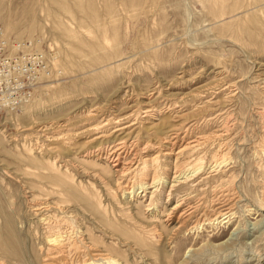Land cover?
I'll use <instances>...</instances> for the list:
<instances>
[{
	"label": "rangeland",
	"instance_id": "1",
	"mask_svg": "<svg viewBox=\"0 0 264 264\" xmlns=\"http://www.w3.org/2000/svg\"><path fill=\"white\" fill-rule=\"evenodd\" d=\"M131 124L119 168L200 143L172 214L90 143ZM50 233L56 264H264V0H0V264H54Z\"/></svg>",
	"mask_w": 264,
	"mask_h": 264
},
{
	"label": "bare ground",
	"instance_id": "2",
	"mask_svg": "<svg viewBox=\"0 0 264 264\" xmlns=\"http://www.w3.org/2000/svg\"><path fill=\"white\" fill-rule=\"evenodd\" d=\"M152 111H153V109H152ZM150 112H151V110L148 109L144 113H150ZM157 121H158V124L162 123V121H159V120H157ZM132 125H134V124H131L128 126L126 125V126L117 128L114 131V134H112L111 136L101 134V135L97 136L96 138L92 139L90 141V143H93V146L97 147V145H100L102 142L107 141L112 137L114 139L116 138L115 141L117 143L114 145V150L105 155V158L107 160L113 162V167L115 170L114 171L115 187H116V189H117V191L121 197H127L129 199H133L134 197H137V198L141 199V201H143L145 203L146 211H153L156 209V206H157L156 198L158 199V197H160L163 194V192H165L163 180H165L164 178L169 179V176H170V186H169L168 191L166 193L165 199L169 203H171L172 207L170 208V212L172 214L173 212L179 210L181 207V204H182V201L178 198V196H175L173 194L175 185L177 183L182 184L184 182L187 183V182L194 181V179L196 177H198L199 172L203 169L202 158H199L196 161L194 160V161L190 162V161H188V159H190L189 155L191 153L188 155V158L183 157L185 152H190V151L194 150L200 143H199V141H193L191 143H187L183 147H180L177 151H175L174 149H171L172 147L174 148L175 144H171V146H172L171 148L165 149L166 152H165L164 156L168 158L169 162L166 165V169L164 170L165 172H163V173H165L164 177L160 176L161 175V173H160L161 168H160L159 163H158V155L153 156V157H147V156L145 157L144 156L135 162L134 161L132 163L130 162L131 164L128 163L129 165H127V166H123V167L119 168L121 154H122V153H120V151L122 150L124 144H126V141L130 138V131L129 130H130V127H132ZM170 127H171V130L173 129V130H175V132L177 131V128L175 129V127H173V125H171ZM180 129L181 128H178V130H180ZM169 132H171L170 128H169ZM221 157H220V155L216 156V159L213 160L214 166L218 167L225 162V160L221 159ZM199 176H200V174H199ZM186 183H184V184H186ZM156 211H157V209H156ZM229 212H230L229 209H226L223 212H219L218 216L215 217L212 220V222L218 221V220H219V222H223L224 220L226 221L229 218ZM168 214L170 215V213H168ZM168 214H167V216H168ZM43 224H45V223H43ZM48 226H50V224H48ZM178 227H179V225H178ZM176 229H178V228H176ZM52 230H53V226L50 227L51 233H53ZM63 231H65V230H63ZM51 233L49 234L47 239H48V243L50 244L49 246L51 247L49 249V251H50L49 252L50 253L49 259L53 263L54 260H58V257L56 256V254H62L61 250H63V249H61V246H60V244H61V241L59 240L60 235L56 234L57 236L56 235L54 236ZM60 260H61V258H60ZM54 264H56V263L54 262ZM88 264H90V263H88Z\"/></svg>",
	"mask_w": 264,
	"mask_h": 264
}]
</instances>
